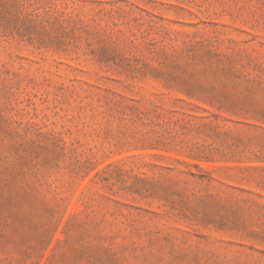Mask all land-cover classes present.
<instances>
[{"label":"rangeland","instance_id":"rangeland-1","mask_svg":"<svg viewBox=\"0 0 264 264\" xmlns=\"http://www.w3.org/2000/svg\"><path fill=\"white\" fill-rule=\"evenodd\" d=\"M0 264H264V0H0Z\"/></svg>","mask_w":264,"mask_h":264}]
</instances>
